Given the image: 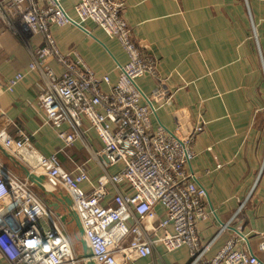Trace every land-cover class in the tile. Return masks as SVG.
Instances as JSON below:
<instances>
[{
	"label": "crops",
	"instance_id": "1",
	"mask_svg": "<svg viewBox=\"0 0 264 264\" xmlns=\"http://www.w3.org/2000/svg\"><path fill=\"white\" fill-rule=\"evenodd\" d=\"M119 1L135 42L158 61L160 80L144 75L137 80L139 88L148 97L168 96V100L157 98L160 103L153 124L169 130L180 126L183 135L204 125L194 138L188 170L207 192L210 216L198 222L202 243H211L207 256H215L241 231L248 240L243 247L263 258L259 243L264 232V0ZM78 3L62 1L75 19L79 18L75 11ZM51 33L63 53L78 52L97 75H109L112 84L118 82L120 66L128 62V55L116 38L93 21L82 26L53 25ZM43 44L42 34L27 28L15 31L0 19V130L6 129L14 138L32 135L35 148L46 156L57 154L69 172L85 167L89 180L82 188L92 192L102 175L117 174L123 165H102L103 144L94 130L67 144L46 122L39 100L47 90L48 78L39 68H30L36 49ZM50 68L57 75L63 72L57 62L50 63ZM19 73L23 77L7 90ZM103 90L108 92L109 86ZM87 127L84 120L83 131ZM61 131L71 134L75 130L66 122ZM0 162L27 178L30 170L1 144ZM32 186L70 236L79 260L81 244L75 220L79 215L72 195L64 186H51L46 178L40 186ZM130 191L126 184L108 185L103 204L112 206L118 193ZM155 211L156 221L132 218L124 242L133 245L151 240L152 254L136 255L126 262L119 256V264H189L187 246L169 252L160 241L174 229L159 225L166 216L162 204H157ZM71 231L77 232V242ZM0 264L11 262L0 253Z\"/></svg>",
	"mask_w": 264,
	"mask_h": 264
},
{
	"label": "built area",
	"instance_id": "2",
	"mask_svg": "<svg viewBox=\"0 0 264 264\" xmlns=\"http://www.w3.org/2000/svg\"><path fill=\"white\" fill-rule=\"evenodd\" d=\"M63 0H0V19L18 31L27 28L42 34L44 44L36 49L31 69L39 68L48 78L47 90L39 100L46 122L59 131L67 144H72L86 131L94 130L103 144V166L122 164L120 172L105 173L98 186L86 192L82 184L89 180L87 170L79 166L75 172L65 170L57 154L46 156L32 143V135L14 138L0 130V144L21 164L37 175L45 176L54 187L64 186L72 195L74 208L85 230V239L93 251L96 264H119L118 257L129 261L134 256H148L154 242L125 245L132 218L158 220L157 204L166 216L159 221L163 228L172 226L160 241L169 252L187 246L189 264H264V257L245 249L247 237L237 231L213 257L207 256L211 243L203 244L198 222L209 218L207 192L197 184L188 170L193 159L192 144L199 124L189 135L181 127L169 130L154 125L153 115L164 94L146 96L137 84L144 75L158 80V61L143 52L124 19L119 0H79L75 6L78 19L62 5ZM93 21L109 36L116 38L128 55L120 66L118 82L109 75H97L76 51L63 53L51 33V26H82ZM63 67L57 75L50 63ZM23 77L19 73L7 90H12ZM109 86V91L103 90ZM168 100V96H164ZM84 120L88 127L83 131ZM70 123L74 132L61 131ZM126 184L129 194L118 193L114 205L103 199L107 186ZM259 250L264 253V232L260 233ZM0 253L11 264H76L70 236L55 222L50 210L33 190L32 183L0 162Z\"/></svg>",
	"mask_w": 264,
	"mask_h": 264
},
{
	"label": "water",
	"instance_id": "3",
	"mask_svg": "<svg viewBox=\"0 0 264 264\" xmlns=\"http://www.w3.org/2000/svg\"><path fill=\"white\" fill-rule=\"evenodd\" d=\"M27 178L30 182L35 183L37 186H40V183H42L45 180V176H36L32 172L28 171L26 172ZM77 228H78V234H79V240L81 244V253L79 255V260L83 262V264H96L94 260V255L91 246L85 239V230L79 220L78 217H75Z\"/></svg>",
	"mask_w": 264,
	"mask_h": 264
},
{
	"label": "rangeland",
	"instance_id": "4",
	"mask_svg": "<svg viewBox=\"0 0 264 264\" xmlns=\"http://www.w3.org/2000/svg\"><path fill=\"white\" fill-rule=\"evenodd\" d=\"M25 168V167H24ZM26 169V168H25ZM35 191V190H34ZM36 193V192H35ZM37 195H38V193H36ZM39 196V195H38ZM71 237L73 238V240H75L76 241V239H77V237H76V235H77V232H73V231H71ZM77 242V241H76ZM81 246V245H80Z\"/></svg>",
	"mask_w": 264,
	"mask_h": 264
}]
</instances>
